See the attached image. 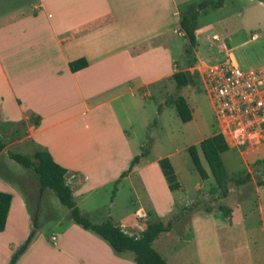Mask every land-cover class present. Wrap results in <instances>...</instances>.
Returning a JSON list of instances; mask_svg holds the SVG:
<instances>
[{"label":"crops","instance_id":"obj_1","mask_svg":"<svg viewBox=\"0 0 264 264\" xmlns=\"http://www.w3.org/2000/svg\"><path fill=\"white\" fill-rule=\"evenodd\" d=\"M21 1L0 0V124L28 125L32 146L47 150L68 170L73 198L92 222L113 216L109 211L123 185L137 194L135 210L122 215L132 216L131 220L118 221L132 236L142 231L136 212L164 219L174 214L177 203L159 166L161 158H142L120 179L103 217L96 202L97 193L113 188L141 149L132 146L121 124L119 116L127 108H118L120 101L128 97L132 103L136 92L148 99V87L177 72L176 62L169 68L166 45H151L179 30L177 0H27L28 6ZM107 17L109 24L68 37L69 32ZM81 59L86 67L71 71L70 63ZM31 115L40 117L38 126L29 124ZM0 192L12 198L1 234L19 233L4 245L9 264L30 233L33 215L26 196L14 184L0 178ZM77 198L85 203L84 209ZM208 216L203 212L193 218L195 226ZM38 217L37 211V222ZM53 218L60 230L47 239L38 223L36 239L14 264H135L133 254L128 259L117 257L104 241L71 219Z\"/></svg>","mask_w":264,"mask_h":264},{"label":"rangeland","instance_id":"obj_2","mask_svg":"<svg viewBox=\"0 0 264 264\" xmlns=\"http://www.w3.org/2000/svg\"><path fill=\"white\" fill-rule=\"evenodd\" d=\"M201 1L177 0L179 17L180 12L188 6L197 5ZM21 2L24 6L30 4L27 0ZM26 9L29 11V8ZM197 28L200 31L196 36L197 46L193 52L195 62L192 65H188L189 59L184 56L186 40L180 28L176 33L170 31L151 44L155 46L163 42L170 51L166 54V59L170 57L169 68L172 69V63L176 62L177 72L187 71L192 74L193 85L178 89L171 76L148 87V99L136 92L132 103L125 97L118 107L127 108L119 117L122 126L128 130L132 146L137 148V145H141L138 153L145 151L143 158L150 161L167 159L176 170L177 182L182 186V189L173 191L177 203L176 212L190 203L196 204L198 210L192 218L175 225L167 235H160L152 246L167 259L168 264H264V187L257 185L258 180L264 178V145L252 153L241 154L236 149H228L220 155L227 175L244 176L248 173L251 176V181L246 185H230L226 196H222L220 192L214 195L209 193L210 186L214 184L213 179L209 177L203 181L200 178L188 152L190 147L196 149L201 167L211 176L199 143L212 134H217L218 123L200 74L205 65L222 61L227 56L241 69L264 65V0H223L221 7L210 8L199 14ZM179 98L188 108L186 114L189 119L186 122L174 104ZM4 125L0 124L5 144L0 153V178L22 190L32 215L33 210L38 211L39 228L43 236L49 239L53 231L60 230L56 226L54 215L68 221L69 211L48 189L37 208L39 183L35 174L8 157L10 152L32 157L36 149L27 137L28 125L25 122ZM137 193L140 194V189ZM116 194L113 193V188L97 193L99 198L96 203L100 204L102 217L108 211V198ZM115 199V207H111L109 211L110 216H113L107 221L126 224L132 216L122 215L129 210L132 214L135 210L137 194L123 185ZM77 200L80 201L81 198ZM141 201L146 205V197L143 198V195ZM220 206L231 210L230 218L223 216L219 211ZM79 207L84 209L86 205L80 201ZM207 209L211 210L209 218L195 226L193 218ZM158 219L166 218L154 217V221ZM18 236L19 233L13 235L9 230L0 233V264H5V242ZM114 254L123 259L130 256V253ZM14 256L9 264H12Z\"/></svg>","mask_w":264,"mask_h":264},{"label":"trees","instance_id":"obj_3","mask_svg":"<svg viewBox=\"0 0 264 264\" xmlns=\"http://www.w3.org/2000/svg\"><path fill=\"white\" fill-rule=\"evenodd\" d=\"M223 4V0L217 2L211 0H202L197 5L188 6L184 11L180 12V29L184 32V39L186 45L184 48V56L189 59L188 65H192L195 62L194 49L197 46L196 30H197V18L201 12L207 9L219 8ZM111 22V18H100L85 26H82L74 31L69 32L68 37L71 38L74 35L84 32L93 31L99 29ZM71 71L75 72L86 67L84 60H77L70 63ZM172 80L175 82L178 89L193 85V76L190 72L179 71L172 75ZM176 109L182 119L186 122L189 119L187 105L182 99H178L174 102ZM40 117L31 115L29 117V124L38 126ZM5 144L3 142L0 133V153L4 150ZM200 151L208 166L211 177L214 184L210 186L209 193L211 195L220 192L222 196H226L229 191V186L240 187L246 185L251 181L250 174L246 173L244 176L227 175L225 168L220 159V155L229 149L224 138L220 134H214L199 143ZM190 158L192 160L195 171L199 174L200 178L205 181L209 178V174L201 167L200 160L197 151L194 147L188 148ZM10 160L16 162L25 169H30L35 174L39 183V195L37 197V208L42 198L43 193L48 189L52 191L58 202L68 209L69 217L72 222L85 231H88L99 239L104 241L114 253H130L133 254V262L135 264H167L166 260L153 248L154 241L162 234L169 233L174 228L173 226L184 219H190L194 214H197L198 210L196 204H190L183 210L178 211L165 220L154 221L152 213H146L144 219L139 220V224L142 227V231L137 236H128L121 230L119 223H113L111 221H105L101 223H93L86 215H84L78 208L70 186L66 181V175L68 170L57 164L50 153L43 149L37 148L32 157L21 153H8ZM145 157V151L135 156L131 161L129 168L125 171L119 180H117L113 187V193L116 192L117 184L125 177L131 169L139 163V161ZM159 166L162 170L163 176L166 180L167 186L171 192L180 189L177 182L175 173L167 161V159H161ZM259 187H264V178L259 179L257 182ZM113 198V195H112ZM111 198V199H112ZM11 195L8 193L0 192V233L5 230V224L7 220V214L11 203ZM219 211L225 218L231 217V210L225 206H220ZM205 213H211V210L207 209ZM37 210L34 211L32 216V228L25 240L24 244L29 246L37 237ZM12 260V259H11Z\"/></svg>","mask_w":264,"mask_h":264},{"label":"built area","instance_id":"obj_4","mask_svg":"<svg viewBox=\"0 0 264 264\" xmlns=\"http://www.w3.org/2000/svg\"><path fill=\"white\" fill-rule=\"evenodd\" d=\"M200 76L218 123L217 134L228 147L244 154L263 146L264 65L241 69L227 56L205 65ZM136 216L144 219L146 213L138 211Z\"/></svg>","mask_w":264,"mask_h":264},{"label":"water","instance_id":"obj_5","mask_svg":"<svg viewBox=\"0 0 264 264\" xmlns=\"http://www.w3.org/2000/svg\"><path fill=\"white\" fill-rule=\"evenodd\" d=\"M121 230L123 231L124 234H127L128 236H132V235L129 234L126 230H124L123 227H121ZM137 237H139V235H137ZM25 249H26V245H23V246L21 247V249L17 252V254L14 256L12 264H14V262L17 260V258L19 257V255H21L22 252H23Z\"/></svg>","mask_w":264,"mask_h":264}]
</instances>
